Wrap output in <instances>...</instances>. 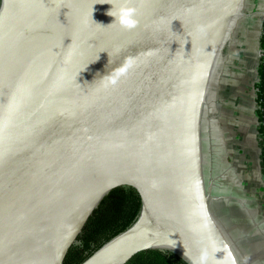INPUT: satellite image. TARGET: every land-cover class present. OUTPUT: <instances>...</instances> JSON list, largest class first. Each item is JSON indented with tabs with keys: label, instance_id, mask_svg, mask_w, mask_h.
Instances as JSON below:
<instances>
[{
	"label": "water",
	"instance_id": "obj_1",
	"mask_svg": "<svg viewBox=\"0 0 264 264\" xmlns=\"http://www.w3.org/2000/svg\"><path fill=\"white\" fill-rule=\"evenodd\" d=\"M97 2L0 0V264H63L117 187L139 212L79 264L147 249L249 264L210 207L201 149L245 0H129L132 29Z\"/></svg>",
	"mask_w": 264,
	"mask_h": 264
},
{
	"label": "crops",
	"instance_id": "obj_2",
	"mask_svg": "<svg viewBox=\"0 0 264 264\" xmlns=\"http://www.w3.org/2000/svg\"><path fill=\"white\" fill-rule=\"evenodd\" d=\"M218 77L215 121L201 120L210 207L249 264H264V173L255 115V81L264 0H245Z\"/></svg>",
	"mask_w": 264,
	"mask_h": 264
},
{
	"label": "trees",
	"instance_id": "obj_3",
	"mask_svg": "<svg viewBox=\"0 0 264 264\" xmlns=\"http://www.w3.org/2000/svg\"><path fill=\"white\" fill-rule=\"evenodd\" d=\"M260 58L255 81V115L261 140V162L264 173V21L259 38ZM140 201L130 188L117 187L108 192L93 210L63 264H79L106 241L127 228L139 212ZM79 241V243H77ZM125 264H188L169 251L147 249L132 256Z\"/></svg>",
	"mask_w": 264,
	"mask_h": 264
},
{
	"label": "clouds",
	"instance_id": "obj_4",
	"mask_svg": "<svg viewBox=\"0 0 264 264\" xmlns=\"http://www.w3.org/2000/svg\"><path fill=\"white\" fill-rule=\"evenodd\" d=\"M97 3H108L112 5V7L108 10L107 14L114 18L113 22L110 24H118L119 26L132 29L135 28L138 24L137 9L129 3V0H121V2L117 5L112 2V0H98ZM131 65V61H129L128 65L124 68H121L116 75H123L127 71V67ZM115 83V80L112 81Z\"/></svg>",
	"mask_w": 264,
	"mask_h": 264
},
{
	"label": "rangeland",
	"instance_id": "obj_5",
	"mask_svg": "<svg viewBox=\"0 0 264 264\" xmlns=\"http://www.w3.org/2000/svg\"><path fill=\"white\" fill-rule=\"evenodd\" d=\"M77 243H79V241H77Z\"/></svg>",
	"mask_w": 264,
	"mask_h": 264
}]
</instances>
